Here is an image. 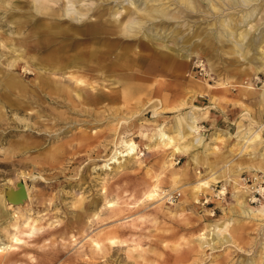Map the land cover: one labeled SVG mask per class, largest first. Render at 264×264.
I'll use <instances>...</instances> for the list:
<instances>
[{
  "label": "rangeland",
  "instance_id": "374dc122",
  "mask_svg": "<svg viewBox=\"0 0 264 264\" xmlns=\"http://www.w3.org/2000/svg\"><path fill=\"white\" fill-rule=\"evenodd\" d=\"M70 1L0 0V264H264V0Z\"/></svg>",
  "mask_w": 264,
  "mask_h": 264
},
{
  "label": "bare ground",
  "instance_id": "6f19581e",
  "mask_svg": "<svg viewBox=\"0 0 264 264\" xmlns=\"http://www.w3.org/2000/svg\"><path fill=\"white\" fill-rule=\"evenodd\" d=\"M35 1V5L37 6V8L38 9H43L44 7H43V5L44 4H46V3H54L55 2V0H34ZM67 1H69V3L71 2L70 0H67ZM133 1V0H132ZM182 1H185V0H182ZM228 1V0H227ZM73 2V1H72ZM131 2V1H130ZM177 2V1H176ZM245 2H246V0H245ZM56 3H57V1H56ZM135 3V2H134ZM149 3V2H148ZM126 4H127V2H126ZM136 4V3H135ZM142 4V3H141ZM190 4V3H189ZM63 5V4H62ZM73 5V4H72ZM86 5V4H85ZM145 5V4H144ZM121 6H122V4H121ZM191 6V5H190ZM63 7H65V5L63 6ZM77 7H78V4H77ZM87 7V6H86ZM160 7V6H159ZM161 7H163V6H161ZM66 8V7H65ZM76 8V7H75ZM145 8V7H144ZM73 9V8H72ZM79 9V8H78ZM77 9V10H78ZM84 9V8H83ZM148 10H149V8H147ZM77 10L75 9L74 11L73 10H71L70 8L69 9H65V13H63V11H62V15H67V16H69V17H71V18H76V20H79V19H81L83 16H85V11L84 12H81V13H78L77 12ZM144 10V9H143ZM83 11V10H82ZM164 11L165 10H163L162 8H156V9H154V14H158V15H164ZM77 13V15H76V17H75V13ZM139 12H140V9H139ZM138 12V13H139ZM150 13H153V11H151ZM149 13V14H150ZM149 14L147 13L146 15H148L149 16ZM111 15V14H110ZM116 13H114V17H116ZM137 15V14H136ZM139 15V14H138ZM152 14H150V16H151ZM247 15V14H246ZM155 17V16H154ZM166 17V16H165ZM167 17H169V16H167ZM136 18H138V17H136ZM147 18V17H146ZM150 18V17H149ZM145 19V18H144ZM155 19H156V17H155ZM159 19V18H158ZM147 20V19H146ZM141 21H143V20H141ZM145 21V20H144ZM143 21V22H144ZM148 21V20H147ZM147 21H146V23H147ZM249 21V20H248ZM109 23H110V21H108ZM240 22V21H239ZM141 23L142 22H140L139 20L138 21H135L134 19L133 20H131V18H130V20H128L126 23L124 22V24L122 25V27H121V31H122V33L123 34H127V35H129V34H135V33H140V32H138L139 30H141L140 28L142 27L141 26ZM111 25H112V23H111ZM157 25V24H156ZM161 25V24H160ZM175 25V24H174ZM144 26V25H143ZM158 27V26H157ZM229 27V26H228ZM142 28H145V27H142ZM149 29V28H148ZM229 29V28H228ZM159 30V29H158ZM83 31L86 33V34H89L88 32H92L93 31V29L91 28V26L89 25V24H87L86 25V27L83 29ZM146 31H147V29H146ZM223 31H225V30H223ZM264 31V30H263ZM232 32V31H231ZM144 33V32H143ZM150 34V33H149ZM233 34V33H232ZM141 35V34H140ZM251 35V34H250ZM111 36V35H110ZM131 36V35H130ZM145 36V35H144ZM153 36H154V34H153ZM165 36V35H164ZM245 36V34H243V33H241L240 34V37H244ZM177 37H179V36H177ZM246 37V36H245ZM162 38V37H161ZM199 38V37H198ZM257 38H259V37H257ZM261 38V37H260ZM154 40V39H153ZM178 40V39H177ZM249 40V39H248ZM165 41V40H164ZM179 41V40H178ZM182 41V40H181ZM247 42V41H246ZM251 42H252V40H251ZM165 43V42H164ZM168 43V42H167ZM220 43V42H219ZM161 44V43H160ZM242 44L243 43H241V40L240 41H238V42H236L235 43V45H234V47L232 48L233 50H235V51H241V48H242ZM247 44H250L249 43V41H248V43ZM185 45V44H184ZM252 47H253V45H251ZM169 47V46H168ZM186 47V46H185ZM173 48V47H172ZM220 48V47H219ZM244 50V49H243ZM187 51V50H186ZM5 52V51H4ZM260 52V51H259ZM184 53H186V52H184ZM194 52H193V50H191L190 49V51H188V53L187 54H185L184 56H185V58L186 59H188L192 54H193ZM262 55V59L264 60V51L262 50V53H261ZM181 56H183V55H181ZM70 76L72 77V79L74 78L77 82H79V83H83V82H85V79L83 78V77H81L79 74H74V73H70ZM248 85V86H247ZM195 87V86H194ZM240 87H241V89H243V90H245V91H249L250 89H252L253 88V85H252V83L251 82H248L246 85H244V86H242V85H240ZM263 87H264V83H263ZM196 90V89H195ZM193 92H195V91H193ZM197 92V91H196ZM261 94H262V100H263V102H264V89L262 90V92H261ZM49 95V94H48ZM184 101V100H183ZM200 108V107H199ZM204 110V109H203ZM190 117V116H189ZM194 117L195 116H192L190 119H189V121H186L185 120V122H187L188 123V129L190 128L192 131H197L198 130V127L197 126H195V119H194ZM184 119V118H183ZM183 121V120H182ZM185 125V124H184ZM179 128V127H178ZM160 130H161V128H160ZM184 131V130H183ZM161 137H162V139L163 138H167V134H165L164 132H160V134H159ZM188 135V134H187ZM253 138H254V136H253ZM260 138V137H259ZM169 141H171L172 142V139L169 137ZM120 143H122V146L124 147V150H118V154H121V153H123V151H125L126 152V154H131V153H133L134 151H135V147H136V145H135V143H134V141H132V139H130V140H124V139H121L120 140ZM163 145H164V143H163ZM185 146V145H184ZM176 148V147H175ZM179 150H181V149H184L185 150V147H179L178 148ZM116 154V153H115ZM112 157V156H111ZM206 182L205 181H201L200 182V185H202V184H205ZM146 188V187H145ZM146 191V190H145ZM25 192H26V195L28 196L29 195V191H28V188L26 187V185H25ZM3 194V193H2ZM159 195V193L156 191V187L154 186V188H152V189H150V190H148L147 191V196L148 197H156V196H158ZM7 196L9 197V199H10V201L12 202V203H15V201L19 198V196H20V193H19V191H17V189L16 190H14V189H9V192L7 193ZM0 198L2 199V196L0 195ZM5 200V199H4ZM146 200V199H145ZM19 205V204H18ZM262 211L264 210V209H261ZM134 225V224H133ZM22 226V225H21ZM32 231H34L33 229H32ZM115 238H113V237H108L107 238V240L108 241H110V242H115V240H114ZM13 241H18V238L14 235V237H13ZM227 241V240H226ZM98 243V242H97ZM8 246H9V244H8ZM7 246H0V251H2V250H4L5 248H6Z\"/></svg>",
  "mask_w": 264,
  "mask_h": 264
},
{
  "label": "water",
  "instance_id": "95a60500",
  "mask_svg": "<svg viewBox=\"0 0 264 264\" xmlns=\"http://www.w3.org/2000/svg\"><path fill=\"white\" fill-rule=\"evenodd\" d=\"M17 186H18L17 191H19L20 196H19V198L15 201L14 204L21 202L24 198L27 197L26 192H25V186H24V184H23L22 182H18V183H17ZM8 192H9V191H8ZM8 192H7V193H8ZM6 196H7V194H6ZM7 199H8L9 202H11L8 196H7ZM11 203H12V202H11Z\"/></svg>",
  "mask_w": 264,
  "mask_h": 264
}]
</instances>
